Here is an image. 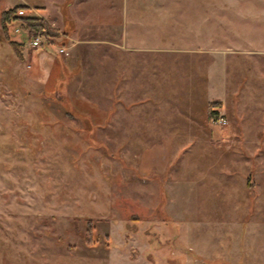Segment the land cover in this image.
<instances>
[{
  "label": "rangeland",
  "instance_id": "rangeland-1",
  "mask_svg": "<svg viewBox=\"0 0 264 264\" xmlns=\"http://www.w3.org/2000/svg\"><path fill=\"white\" fill-rule=\"evenodd\" d=\"M20 3L0 0V13ZM120 7L143 11L154 46L160 36L170 50L122 54L118 81L98 78L111 50L46 49L40 63L19 17L0 27V264H264V0ZM140 57L165 129L131 104L145 97L129 87ZM210 102L224 124L199 120ZM243 116L261 125L231 131Z\"/></svg>",
  "mask_w": 264,
  "mask_h": 264
},
{
  "label": "crops",
  "instance_id": "crops-1",
  "mask_svg": "<svg viewBox=\"0 0 264 264\" xmlns=\"http://www.w3.org/2000/svg\"><path fill=\"white\" fill-rule=\"evenodd\" d=\"M36 1L38 3L30 2L29 0H23V4H26L27 8L31 3L35 4V7L30 6L31 8H28V10L32 9L34 11V14L32 15L40 16L44 20L52 19L54 20V22L58 23L59 27V29L56 31V33H58V36L56 35L55 37H53V39H47L39 47L36 48L35 51L37 55H39L38 61L40 63L44 62L47 57L45 52L46 49H51L52 51L57 52L54 47V43H61L63 41V44L68 47V54L72 56V59L76 58L75 55L77 54L78 48L91 49L93 47H97L99 48V50H111L112 58H108V56L104 55L103 59L101 61L99 60V65L101 66L98 69V78L101 80H105L109 77L110 74H112L114 76V81H118L124 78L120 71V66L126 65L125 60H121L119 58L122 54L127 53L130 56L133 54L141 53L145 55L146 53H150L151 51H160L161 53L166 54V52H169L170 50L168 42L167 45H164L160 36L157 40L160 41V43L157 44L158 46H154V43H156V41L153 40V35L151 33L152 30H149L148 22L150 23V20L147 19V15L143 14V11L136 10L135 8H121V1L124 2V0H116L118 2L115 5H109L108 3L98 5L96 3V5L94 6H92L91 4L95 1L91 2L92 0ZM162 13L163 10H160V15L158 14V16L162 17ZM215 25L216 22L212 21V28L215 27ZM236 25L239 24L233 23L232 20L229 21L228 24H226V26L230 27L231 31H233L232 27H236ZM240 26H243V22H240ZM42 49L43 52L37 51ZM100 55L102 54L100 53ZM51 61L52 63H54V59L52 57ZM128 64L132 66L130 69L131 75L129 76V87L134 89L137 96L141 95L142 92H144L145 94L144 101H142V99H139L133 101L131 104L137 106L139 103L145 102L146 108L150 107V109H154L152 112L146 114V128L152 129L155 127L165 129V126H167L165 123H167L168 120V117H166L165 115L168 114V112H165L164 109H159L153 106V104H158L163 99L159 101L152 100L154 96L156 98H163V91H160L159 93L157 91L156 93H154V91H148L153 90L151 85H148V90L144 88L147 86L146 83H151L145 82L149 81V78L143 76V74L148 73V68L142 69L144 71L143 74H141L142 72H140L141 67H146L149 62H147V59L145 57H140L138 59H130ZM167 64L168 61L166 58L165 65L167 66ZM103 65H112L111 72L108 67L104 69V67H102ZM167 76L168 74L166 73L165 78H167ZM161 77L163 78V75ZM224 82V86L226 88L227 79H225ZM116 86V83L113 82L111 90L114 91ZM137 91L141 92L137 94ZM213 93L211 95H214ZM185 94L183 93L181 95L184 96ZM175 113L177 118L176 121L181 120L182 123L178 127L182 129L190 127V122L192 123L191 116H189V113L186 112L184 108L182 110H176ZM206 115L207 108L204 109V112L200 115L199 120L203 121V118H207ZM257 124L261 125V123L256 121L253 117L247 116V120H245V117L243 116L241 117V121H238L237 123L231 120L230 130L233 131L237 128L247 129L254 127ZM212 137H214L213 133Z\"/></svg>",
  "mask_w": 264,
  "mask_h": 264
},
{
  "label": "trees",
  "instance_id": "trees-1",
  "mask_svg": "<svg viewBox=\"0 0 264 264\" xmlns=\"http://www.w3.org/2000/svg\"><path fill=\"white\" fill-rule=\"evenodd\" d=\"M18 7H25L27 8V5L26 4H23V3H20V4H16L15 6H12L11 8H8L6 10H3L1 13H0V27H1V30L3 32V34H6L7 32V27H6V24L13 18H15L16 16L14 15V12L16 11V9ZM19 23L27 29V33L29 35V37L31 35H33L35 32H37L38 30H41V28L45 27L46 28V36L48 39H53V37H55L57 34L56 32L50 27L49 24L46 25V21L40 17V16H37V15H32V14H26L24 16H21L19 18ZM49 25V26H48ZM12 45L16 46L15 42L12 40L11 41ZM62 44L64 43L61 42ZM211 103L212 105H214L215 102H210L207 104V117L208 118H212L213 116L216 115V111L215 110H210V106H211ZM91 220L88 219L86 221V226H87V229H89L91 227Z\"/></svg>",
  "mask_w": 264,
  "mask_h": 264
},
{
  "label": "built area",
  "instance_id": "built-area-1",
  "mask_svg": "<svg viewBox=\"0 0 264 264\" xmlns=\"http://www.w3.org/2000/svg\"><path fill=\"white\" fill-rule=\"evenodd\" d=\"M26 11H28V8L25 7H19L16 9V11L14 12V15L16 17H21L24 16L26 14ZM12 25L13 28L16 31H19L20 29H22V26L19 23H15V24H9ZM24 30L27 32V29L24 28ZM48 38L46 36V28L43 27L41 28V30H38L37 32H35L33 35H31L28 40H27V44L32 47H39L44 41H46ZM54 47L57 49L58 52H63L65 54H67V47L65 44H61V43H54ZM212 120L215 123H219V124H224L226 122L225 118L222 116H217V117H213Z\"/></svg>",
  "mask_w": 264,
  "mask_h": 264
}]
</instances>
